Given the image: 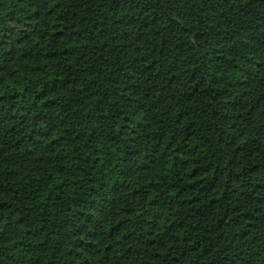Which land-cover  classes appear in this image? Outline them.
I'll use <instances>...</instances> for the list:
<instances>
[{
	"label": "trees",
	"instance_id": "trees-1",
	"mask_svg": "<svg viewBox=\"0 0 264 264\" xmlns=\"http://www.w3.org/2000/svg\"><path fill=\"white\" fill-rule=\"evenodd\" d=\"M0 264H264V0H0Z\"/></svg>",
	"mask_w": 264,
	"mask_h": 264
}]
</instances>
